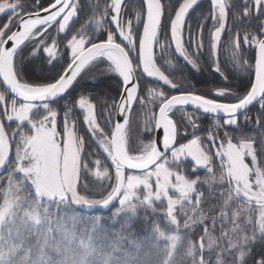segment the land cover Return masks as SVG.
I'll use <instances>...</instances> for the list:
<instances>
[{"label":"snow or ice","instance_id":"1","mask_svg":"<svg viewBox=\"0 0 264 264\" xmlns=\"http://www.w3.org/2000/svg\"><path fill=\"white\" fill-rule=\"evenodd\" d=\"M125 9V0H0V14L11 13L0 26V117L17 122L12 136L0 122V168L27 162L49 170L64 167L71 175L74 167L78 181L86 162V140L74 117L78 109L92 142L117 171L150 169L169 153L173 160L190 158L201 166L213 149L212 159L223 157L247 171L246 159L256 163L264 155V0H137L134 19H125ZM94 68L98 71L85 75ZM208 69L217 78L211 87L197 80ZM144 77L162 87H143ZM233 78L239 83L227 86ZM58 100L64 101L62 135ZM137 104V115L144 114L142 131L162 130V139L137 137L139 143H132ZM187 106L224 119H214L215 131L202 137ZM176 111L193 129L192 138L178 146V138L189 133L182 134ZM241 117L251 132L240 126ZM229 126L235 131L221 135ZM257 259L264 264V256Z\"/></svg>","mask_w":264,"mask_h":264},{"label":"rangeland","instance_id":"2","mask_svg":"<svg viewBox=\"0 0 264 264\" xmlns=\"http://www.w3.org/2000/svg\"><path fill=\"white\" fill-rule=\"evenodd\" d=\"M125 4V19H134L131 7L135 4ZM10 14L0 18V26ZM191 22L198 27L195 13L192 14ZM204 31L207 37V27ZM167 34L170 36V32ZM250 55L254 62V51ZM64 57L67 59V54ZM223 59L222 50L221 61ZM97 71L94 68L85 75L90 76ZM99 78L104 79L102 76ZM205 79L208 81L207 86L211 87L217 78L208 69L197 77L198 81ZM84 83L90 81L85 80ZM141 83L143 87H162V84L158 85L154 79L147 77ZM237 83L239 81L233 78L227 86ZM197 87L202 85L197 83ZM0 90H3L1 86ZM8 98L11 99L10 96ZM210 98L214 97L210 95ZM63 103V100L56 103L60 109L57 131L61 135ZM257 107L254 104L249 109L253 123ZM2 108L0 105V112ZM139 111L137 104L133 109L130 126L133 144L139 143L137 137L144 142L153 138V132L142 131L144 114L140 112L137 115ZM185 111L194 113L198 124L195 132L202 137H206L209 131H215L214 119H219L221 123L224 119L188 109ZM172 115L180 125L182 134L185 129L189 133L178 138V146L192 138L190 133L193 129L181 111ZM74 117L78 118V130L86 140L83 153L86 162L80 164L78 181L74 167L69 175L68 169L64 167L49 170L34 167L27 162H12L1 171L0 264H206L203 255L217 247L213 235L216 217H209V213L202 211L200 203L203 195L199 186L206 178L199 180L196 174H211L214 165L226 173L234 192L250 205L256 232L264 235L263 155L256 163L250 158L246 159L245 171L244 167L231 165L223 157L212 159L215 149L209 154L208 163L201 166L195 165L190 158L173 160L169 153V157L162 158L145 172H124L121 194L109 210L85 212L83 209L86 203L100 202L113 192L118 171L113 168L106 154L92 142L78 109L74 110ZM0 121L5 123L12 136L17 122H8L3 117H0ZM240 126L248 132L249 128L252 129L251 125L243 124L242 117ZM23 128L29 130L26 123ZM224 130L235 131V128L229 126L221 129V135ZM205 143L208 141L205 140ZM11 148L14 154L15 140ZM90 151L95 152V155L89 156ZM101 158L110 165H104ZM96 159L100 160L98 164H94ZM238 208L243 211L244 206L238 205ZM228 244L230 246L227 251H233L239 247L240 241L229 239Z\"/></svg>","mask_w":264,"mask_h":264},{"label":"trees","instance_id":"3","mask_svg":"<svg viewBox=\"0 0 264 264\" xmlns=\"http://www.w3.org/2000/svg\"><path fill=\"white\" fill-rule=\"evenodd\" d=\"M125 2L136 4L137 0H125ZM63 59L66 63L67 59L65 57ZM249 129L250 132L253 130ZM101 161L104 165L109 164L103 158ZM196 175L199 180L206 178L199 186L203 195L200 203L202 211L209 213V217H216L213 235L217 247L203 255L202 259L206 264H259L257 258L264 256V235L256 232L254 214L249 209L250 205L234 192L226 173L219 170L218 166H213L211 174ZM238 205L244 206L243 211L239 210ZM229 239L240 241L236 250L227 251L230 246Z\"/></svg>","mask_w":264,"mask_h":264},{"label":"water","instance_id":"4","mask_svg":"<svg viewBox=\"0 0 264 264\" xmlns=\"http://www.w3.org/2000/svg\"><path fill=\"white\" fill-rule=\"evenodd\" d=\"M209 3H210V0H209ZM3 16H5V14H0V17H3ZM3 88H4V86H3ZM252 106H250V108ZM186 109L192 110V111H194V112H196L198 114H202V115H205V116L213 117L210 114H204V113H202L200 110H194V109H192L191 106H187L185 108V110ZM156 110L158 111V108ZM214 118H224V117H223L222 114H217ZM120 122H122V118H120ZM162 136H163L162 130L153 131V137H159L160 139H162ZM160 160H158L156 163H154L153 166H155ZM5 167L0 168V174H1V171H3L5 169ZM146 170H149V169H144L142 171H136V170L133 169V170H128V171H130V172H136L137 173V172H144ZM124 172H126V171H124V170L118 171V175H117V179H116V183H115L114 190H113V192L106 199H104V200H102L100 202H97L96 201L95 203H86L85 204V208L83 210L85 212H87V213L95 212V211H98V212H106L109 209V207H111L116 202V200L119 198L118 196H120V194H121L122 186H123V182H124Z\"/></svg>","mask_w":264,"mask_h":264},{"label":"flooded vegetation","instance_id":"5","mask_svg":"<svg viewBox=\"0 0 264 264\" xmlns=\"http://www.w3.org/2000/svg\"><path fill=\"white\" fill-rule=\"evenodd\" d=\"M2 18V17H1ZM5 19V21L4 22H6L7 20H6V18H4ZM0 86L3 88V86L0 84ZM10 96V95H9ZM11 97V96H10ZM58 101H60V100H58ZM57 101V102H58ZM51 103V102H50ZM60 110V109H59ZM1 122V121H0ZM4 125H5V123H4ZM5 129H6V132L9 134V132H8V129H7V127L5 126ZM7 167V166H6Z\"/></svg>","mask_w":264,"mask_h":264},{"label":"bare ground","instance_id":"6","mask_svg":"<svg viewBox=\"0 0 264 264\" xmlns=\"http://www.w3.org/2000/svg\"><path fill=\"white\" fill-rule=\"evenodd\" d=\"M117 200H118V199H117ZM117 200H116V202H117ZM116 202H115V203H116ZM115 203H114V204H115ZM114 204H113V205H114ZM113 205H112V206H113ZM112 206H111V207H112ZM109 209H110V208H109ZM109 209H108V210H109Z\"/></svg>","mask_w":264,"mask_h":264}]
</instances>
